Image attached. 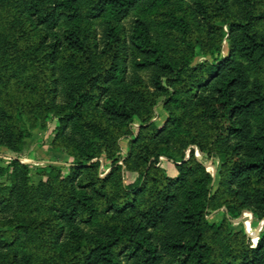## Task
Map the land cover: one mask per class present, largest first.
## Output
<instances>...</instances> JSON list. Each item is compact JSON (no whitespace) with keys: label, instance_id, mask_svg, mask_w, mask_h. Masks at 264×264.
<instances>
[{"label":"trees","instance_id":"obj_1","mask_svg":"<svg viewBox=\"0 0 264 264\" xmlns=\"http://www.w3.org/2000/svg\"><path fill=\"white\" fill-rule=\"evenodd\" d=\"M138 5L172 46L140 17L126 32ZM1 17L0 146L15 157L0 166V264H264V230L208 221L221 207L264 219V0H0ZM197 48L210 59L194 64ZM49 117L68 170L34 184L20 156ZM195 147L220 164L215 189Z\"/></svg>","mask_w":264,"mask_h":264},{"label":"rangeland","instance_id":"obj_2","mask_svg":"<svg viewBox=\"0 0 264 264\" xmlns=\"http://www.w3.org/2000/svg\"><path fill=\"white\" fill-rule=\"evenodd\" d=\"M109 17L108 14L103 16L100 19L93 20V24L97 27H101L104 22ZM143 18L146 20L150 27L151 32L159 38L166 46H172L173 42L169 39L167 35L164 33V29L162 25L156 20V17L153 13L146 11L142 5H138L132 9L130 15L123 21V25L125 26L126 32L129 33L132 22L135 18ZM82 25L88 24L86 20L81 22ZM73 23L62 22L58 27V32H61L66 27H71ZM0 32L8 33V29L6 28V18H0ZM226 50V48H225ZM205 59H210V56H204L199 49H196V55L193 63H198ZM130 73L133 71V68H129ZM141 75L148 79V72L141 71ZM262 73V72H261ZM252 75H258L257 73H252ZM264 77V73H262ZM60 88H63V82L60 83ZM61 96V95H60ZM61 98V97H60ZM167 118V113L162 107L161 101L159 100L158 104L155 107V114L152 120L158 125L161 126L165 122ZM258 118H255V122ZM139 120L136 119L133 123V129L137 131L139 127ZM56 124L53 118L49 117L46 122H42L38 120L33 128L31 137L27 138L24 142V152L21 154L20 159L23 163H27L31 168V177L34 184H37L41 180V176L38 174V169L41 167L48 166L49 164H54L58 167H61L63 171H67L68 164L61 158L58 157L54 150L51 149V144L54 141L56 134ZM128 137H123L119 140L120 145V153L118 156L121 158L125 155L128 146ZM195 153L199 156V158L206 164L207 169L210 171L213 176L212 186L215 189L218 186L219 182V167L220 164L216 158L208 157L206 153L200 152L198 148H194ZM187 157L189 156V151L186 152ZM15 157V153L8 150L6 147L0 146V166L7 167L12 158ZM161 159V165L166 169L169 175L176 174L175 165L165 160L163 157ZM100 161V173L105 175L110 170L111 161L106 159L104 156L99 158ZM122 163V161H120ZM138 174L136 172L126 171L125 179L126 182H133L136 180ZM1 181H6V176L0 177ZM208 221L217 224H223L225 227L229 228L231 231L237 232L242 231L248 234L250 237H253L255 242L260 238L261 233L264 230V219H259L256 217L251 211L244 212L239 217H232L227 214L224 207L218 208L214 210L209 216ZM98 225V221H95L91 224H83V227L87 230H91ZM54 250V248H53ZM41 252V251H40Z\"/></svg>","mask_w":264,"mask_h":264}]
</instances>
